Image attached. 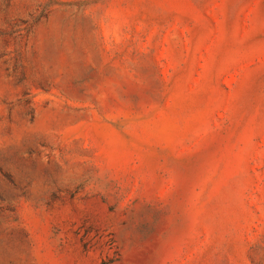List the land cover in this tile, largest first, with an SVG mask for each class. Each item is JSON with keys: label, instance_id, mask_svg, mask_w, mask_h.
Segmentation results:
<instances>
[{"label": "rangeland", "instance_id": "1", "mask_svg": "<svg viewBox=\"0 0 264 264\" xmlns=\"http://www.w3.org/2000/svg\"><path fill=\"white\" fill-rule=\"evenodd\" d=\"M0 264H264V0H0Z\"/></svg>", "mask_w": 264, "mask_h": 264}]
</instances>
